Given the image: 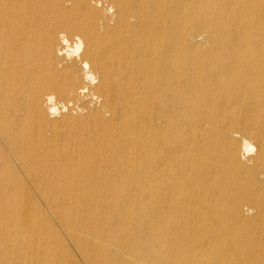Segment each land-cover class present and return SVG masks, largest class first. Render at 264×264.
<instances>
[{
  "label": "bare ground",
  "instance_id": "bare-ground-1",
  "mask_svg": "<svg viewBox=\"0 0 264 264\" xmlns=\"http://www.w3.org/2000/svg\"><path fill=\"white\" fill-rule=\"evenodd\" d=\"M0 264H264V0H0Z\"/></svg>",
  "mask_w": 264,
  "mask_h": 264
},
{
  "label": "rangeland",
  "instance_id": "rangeland-1",
  "mask_svg": "<svg viewBox=\"0 0 264 264\" xmlns=\"http://www.w3.org/2000/svg\"><path fill=\"white\" fill-rule=\"evenodd\" d=\"M87 107V106H86ZM81 113H83V111H81ZM89 113V112H88ZM92 114H78V113H74L70 111H66L64 113H59L57 112L54 116H50V118L48 119V124L50 126V128L52 129V131H55L56 137L61 143H62V139L63 138H73L75 135L72 136V134L74 133V126L75 124L77 125L81 120H85L86 118L90 117ZM58 134V135H57ZM48 137L50 139L53 138V134H51V132L48 134ZM71 140H77L76 139H71ZM42 192H44V188H41L40 191H37L34 189V191L30 190L31 195H36L35 199L37 200L36 203L38 204V206H40V208L42 210H45L44 207V203L43 201L40 200L41 196H42ZM33 193V194H32ZM51 195H53V193H50ZM43 204V205H42ZM43 207V208H42Z\"/></svg>",
  "mask_w": 264,
  "mask_h": 264
}]
</instances>
